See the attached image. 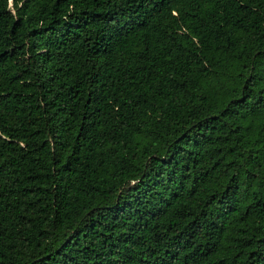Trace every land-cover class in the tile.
Returning <instances> with one entry per match:
<instances>
[{
  "label": "trees",
  "instance_id": "1",
  "mask_svg": "<svg viewBox=\"0 0 264 264\" xmlns=\"http://www.w3.org/2000/svg\"><path fill=\"white\" fill-rule=\"evenodd\" d=\"M0 264H264V0H0Z\"/></svg>",
  "mask_w": 264,
  "mask_h": 264
}]
</instances>
